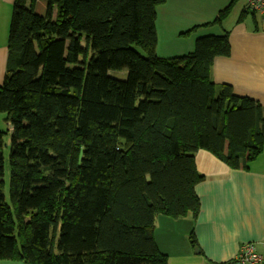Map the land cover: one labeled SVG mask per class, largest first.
Masks as SVG:
<instances>
[{"label":"trees","instance_id":"1","mask_svg":"<svg viewBox=\"0 0 264 264\" xmlns=\"http://www.w3.org/2000/svg\"><path fill=\"white\" fill-rule=\"evenodd\" d=\"M36 1L14 2L0 85L13 126L8 198L0 131V259L168 264L156 221L197 218L194 153L249 169L264 149V106L212 78L229 31L163 58L156 18L167 0H47L45 16ZM237 1L205 25H223ZM190 241L199 245L194 232Z\"/></svg>","mask_w":264,"mask_h":264},{"label":"crops","instance_id":"2","mask_svg":"<svg viewBox=\"0 0 264 264\" xmlns=\"http://www.w3.org/2000/svg\"><path fill=\"white\" fill-rule=\"evenodd\" d=\"M230 1L167 0L159 5L156 53L163 58L183 56L194 50L199 37L227 30L231 52L215 58L212 78L264 106V17L256 15L259 30H253L250 16L241 20L247 0H238L223 25H205ZM14 2L0 0V85L6 73ZM47 10V0L36 1L39 15L45 16ZM194 156L204 176L195 188L201 203L197 218L189 211L179 218L160 214L156 221V242L168 264H237L235 259L248 242L264 256V149L249 169L232 168L213 151L199 150ZM191 232L197 247L190 241ZM0 264L30 263L0 259Z\"/></svg>","mask_w":264,"mask_h":264},{"label":"built area","instance_id":"3","mask_svg":"<svg viewBox=\"0 0 264 264\" xmlns=\"http://www.w3.org/2000/svg\"><path fill=\"white\" fill-rule=\"evenodd\" d=\"M244 11L264 17V0H247ZM12 129L13 126L10 124L9 131ZM235 261L237 264H264V256L253 242H248L242 245Z\"/></svg>","mask_w":264,"mask_h":264},{"label":"rangeland","instance_id":"4","mask_svg":"<svg viewBox=\"0 0 264 264\" xmlns=\"http://www.w3.org/2000/svg\"><path fill=\"white\" fill-rule=\"evenodd\" d=\"M134 48L139 51L142 54H145L144 51L137 45H134ZM109 75L120 79V80H125L127 78V70H122V71H109ZM6 114L0 112V131L6 132L5 135V147L3 150L4 154V160H5V187H4V192L6 194V197L8 198V190H9V177H10V168H9V154L11 150V142H10V131H9V125L5 121Z\"/></svg>","mask_w":264,"mask_h":264}]
</instances>
